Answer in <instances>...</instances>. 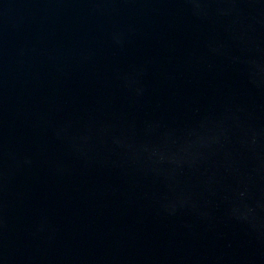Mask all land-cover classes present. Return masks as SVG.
Masks as SVG:
<instances>
[{
	"label": "water",
	"instance_id": "1",
	"mask_svg": "<svg viewBox=\"0 0 264 264\" xmlns=\"http://www.w3.org/2000/svg\"><path fill=\"white\" fill-rule=\"evenodd\" d=\"M0 264H264V0H0Z\"/></svg>",
	"mask_w": 264,
	"mask_h": 264
}]
</instances>
